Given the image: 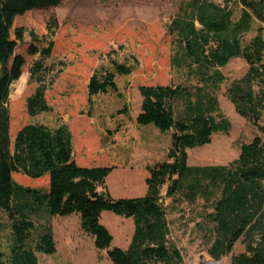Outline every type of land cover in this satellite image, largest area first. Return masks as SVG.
I'll return each instance as SVG.
<instances>
[{"label": "trees", "instance_id": "obj_1", "mask_svg": "<svg viewBox=\"0 0 264 264\" xmlns=\"http://www.w3.org/2000/svg\"><path fill=\"white\" fill-rule=\"evenodd\" d=\"M62 1L0 0V209L10 221L9 264H38L37 252H56L50 223L33 244L29 242L34 224L25 217L27 207L41 208L49 217L77 213L80 229L93 238L97 250L106 251L112 264H183L180 248L170 237L160 189L165 186V195L172 197L187 176L191 179L187 188L192 193L200 189L208 194L206 186L219 190L213 210L207 214L214 224L208 255L218 261L231 254V264H264V142L261 135L255 134L248 142H241L237 157L226 165H188V149L209 143L216 126L225 133L230 127L223 117L215 121L212 114L217 112L218 101L214 97L197 95L179 117L174 107L180 97L179 86H138L141 106L136 122L153 124L161 132L171 131L166 159L146 166L149 173L145 179L146 192L139 197L112 196L105 181L114 166L80 165L73 155L72 135L66 124L48 128L26 123L15 131V127L11 128L16 123L10 115L9 86L20 77L26 63L22 54L15 53L23 41L24 30L14 28V22L31 11L57 8ZM234 1L241 5L236 20L229 6ZM253 20L264 24V0H223L222 5L210 0H184L172 29L179 36L183 59L190 64L224 66L234 57L246 61L247 72L231 84L227 95L237 113L264 135V125L260 123L264 110V37L259 29L247 45L241 42L242 34L251 29ZM57 27L56 17L52 16L46 23V36H52ZM30 37L35 42L41 41L33 32ZM52 47L53 43L48 40L47 46L30 45L26 50L31 56L39 55L29 69L30 79L36 82L25 99L29 116L51 110L45 92L55 75L45 72L43 61L50 57ZM134 61L130 66L113 62L114 71L131 74L137 66V60ZM209 79V84H219L223 77L216 74ZM254 84L260 87L257 92L252 88ZM108 90L117 91L114 73L94 72L87 83V103L91 104L93 95ZM11 98L16 104L17 96ZM20 175L38 180L37 185H22L29 181ZM41 179L46 181L43 186L38 184ZM107 181L112 180L108 177ZM201 183L206 186L199 187ZM13 201L18 205L14 206ZM103 211L133 219L134 232L126 249L112 244L111 232L100 222ZM237 243L243 250L234 253Z\"/></svg>", "mask_w": 264, "mask_h": 264}, {"label": "rangeland", "instance_id": "obj_2", "mask_svg": "<svg viewBox=\"0 0 264 264\" xmlns=\"http://www.w3.org/2000/svg\"><path fill=\"white\" fill-rule=\"evenodd\" d=\"M210 1L223 4V0ZM182 2L184 0H63L57 8L31 11L17 17L14 28H23L24 37L15 53L22 54L26 63L20 77L9 86L10 115L16 123H12L11 128L15 127V131L26 123L42 124L48 128L66 124L72 135L73 155L78 163L81 162L79 153L97 156L85 158L82 163L88 165L114 166L133 160L148 164L162 161L166 156L160 152L147 159L152 148L148 145L152 143L159 150L170 135L153 124L136 122L141 106L138 86L172 84L180 87V98L174 103L176 113L182 115L197 95L204 94L218 101L217 112L212 114L215 121L223 117L230 123L227 133L216 126L209 143L188 150L189 166L226 165L237 157L241 142H248L255 134L261 135L264 142V135L237 113L227 95L231 84L247 72L246 61L242 57H234L224 66L206 67L183 59L179 36L172 29ZM229 6L233 11V20H236L241 5L234 1ZM52 16L56 17L58 27L52 36H46V23ZM197 27L200 25L197 24ZM259 29L264 37V24L253 20L251 29L241 36L242 45H247ZM31 32L41 41L35 42L30 37ZM48 40L53 43L52 52L43 64L45 72L55 75L51 87L45 92L51 110L29 116L25 99L36 86V82L30 79L29 69L39 55L31 56L26 50L30 45L47 46ZM134 59L137 66L131 74L114 71L113 62L130 66L134 64ZM58 70L60 73L56 74ZM94 72L101 75L113 72L117 91L108 90L93 95L89 105L87 83ZM216 74H220L223 80L219 84H209V77L213 78ZM252 88L257 92L260 87L254 84ZM16 96L18 99L14 104L11 97ZM123 108L124 111L120 112ZM260 123L264 125V110ZM11 135L13 137V132ZM131 150L136 155L132 156ZM112 172L107 178L115 182ZM20 176L30 183L22 185H37L38 180ZM14 177L18 180V176ZM107 178L105 185L114 195L118 187L114 186L115 183L109 184ZM140 181L145 185L141 177ZM45 182L41 179L38 184L43 186ZM190 182L188 176L182 179L180 190L173 196L176 205L172 207L168 205L172 197L165 195V186L161 187L160 195L163 207L168 211L170 231L180 247L183 264H210L214 259L208 255L207 249L214 224L207 214L212 212L219 190L201 183L199 187L206 186L208 194L196 188L192 193L187 188ZM131 189L137 192L142 187L137 189L136 185L130 184L120 187V190L128 192ZM13 202L14 206L18 205L17 201ZM25 217L34 224L29 236L32 244L49 223L54 231L56 252H37L38 264H112L106 251L94 247L93 240L80 229L74 217H49L41 208L30 210L29 207L25 209ZM11 242L10 221L0 209V264H9ZM113 242L116 243V240ZM240 248L241 244L237 243L234 253ZM230 257L231 254L224 255L220 259L222 262L216 264H231Z\"/></svg>", "mask_w": 264, "mask_h": 264}, {"label": "crops", "instance_id": "obj_3", "mask_svg": "<svg viewBox=\"0 0 264 264\" xmlns=\"http://www.w3.org/2000/svg\"><path fill=\"white\" fill-rule=\"evenodd\" d=\"M178 115L180 117V112L178 113ZM165 132H169L170 139H168L167 143L164 145L163 148H160V146H159V150H158V147H155V145L152 146L153 144L150 143L148 146L150 148L151 147L152 148H151V152L149 153L150 155H149V157H147V159L154 158L158 152H160L166 156L168 148L170 146V142H171V131H165ZM188 150H190V149H188ZM188 150H187V153H188ZM146 151L148 152V148L146 149ZM131 152L133 153V154H131L132 156L136 155V153H134L132 150H131ZM92 155L93 154H88L86 156H83L81 153H79V160L81 161V162H79V164L87 166L88 164H84L82 162L84 161L85 158L93 159V158L97 157V156L92 157ZM94 155H96V153ZM159 161L160 160H156L153 163H156ZM153 163L148 164L147 162L142 163L139 160H133V161H129L128 163L115 164L114 168L112 170V171L115 170L114 172H112V174L114 175L115 182L112 179L111 183L112 184L115 183L114 186L118 187V189L115 191V194L112 196L115 198H120V197H139V196L144 195L146 192V185L141 184L140 177L142 178V180L145 181V179L149 176V173L146 169V166L151 165ZM92 165H94V164H92ZM128 184H130L131 186L136 185L137 189L142 187V189L137 191V192L135 191V189H133V190L131 189L129 192L124 191V190H120V187L122 185H128ZM140 185H142V186H140ZM173 199L174 198L172 196V200H170V204H168V205H170V207H172V205H176V203L173 202ZM164 211H165V216H166L168 226H169L170 237L177 244L178 248H180L177 241L173 238L171 231H170L171 226H170L168 216H167L168 211L166 212L165 208H164ZM59 217H61V216H59ZM62 217H64V218L74 217L78 221V224L80 226V217L77 213H72L71 215L62 216ZM100 222L111 232V234L113 236V241L116 240V243L112 242V244L114 243L115 246H117L121 249H126L128 247V245L131 241L133 232H134V222H133L132 218H123V217H120V216L113 214L112 212L103 211L101 213V216H100ZM53 233H54V231H53ZM89 237L93 240V238L91 236H89ZM56 246H57V244H56ZM242 250H243V247L241 245V248L239 249V251H242Z\"/></svg>", "mask_w": 264, "mask_h": 264}, {"label": "water", "instance_id": "obj_4", "mask_svg": "<svg viewBox=\"0 0 264 264\" xmlns=\"http://www.w3.org/2000/svg\"><path fill=\"white\" fill-rule=\"evenodd\" d=\"M230 259H231V257H230ZM212 262H214V263H221L222 261L221 260H219V261L213 260Z\"/></svg>", "mask_w": 264, "mask_h": 264}, {"label": "bare ground", "instance_id": "obj_5", "mask_svg": "<svg viewBox=\"0 0 264 264\" xmlns=\"http://www.w3.org/2000/svg\"><path fill=\"white\" fill-rule=\"evenodd\" d=\"M210 264H216V263H214V262L211 261Z\"/></svg>", "mask_w": 264, "mask_h": 264}]
</instances>
